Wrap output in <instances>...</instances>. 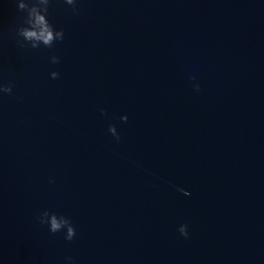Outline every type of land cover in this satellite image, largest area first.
<instances>
[{"label": "water", "instance_id": "95a60500", "mask_svg": "<svg viewBox=\"0 0 264 264\" xmlns=\"http://www.w3.org/2000/svg\"><path fill=\"white\" fill-rule=\"evenodd\" d=\"M78 9L21 50L0 0V264H264V0Z\"/></svg>", "mask_w": 264, "mask_h": 264}, {"label": "clouds", "instance_id": "9594fccd", "mask_svg": "<svg viewBox=\"0 0 264 264\" xmlns=\"http://www.w3.org/2000/svg\"><path fill=\"white\" fill-rule=\"evenodd\" d=\"M17 4V12L20 15L16 18V23L10 29L14 33V42L18 49L21 50H38L44 48H52L54 44L63 42L65 32L63 29L57 30L53 23L49 20L50 8L57 0H15ZM63 3L70 6L73 14H78L79 0H63ZM50 63L55 65L60 63L59 57L52 55ZM59 72L52 71L50 79H58ZM195 90L199 91V85L195 86ZM13 84L11 82L4 84L0 82V97L3 95H12ZM102 115H106L102 111ZM126 122L127 116L121 117ZM109 133L117 142L120 136L114 125H109ZM184 195L189 193L184 192ZM37 222L41 226H47L48 231L52 234L64 233V239L71 242L76 236L75 227L70 218L64 215H58L45 209L36 217ZM181 236L187 238V225H181L178 229ZM68 264H75L73 258H67Z\"/></svg>", "mask_w": 264, "mask_h": 264}]
</instances>
